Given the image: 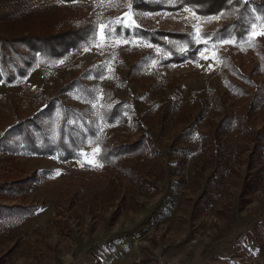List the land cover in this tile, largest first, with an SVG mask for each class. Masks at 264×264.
I'll return each mask as SVG.
<instances>
[{
  "label": "rangeland",
  "instance_id": "rangeland-1",
  "mask_svg": "<svg viewBox=\"0 0 264 264\" xmlns=\"http://www.w3.org/2000/svg\"><path fill=\"white\" fill-rule=\"evenodd\" d=\"M254 3L244 40L215 41L209 32L232 20L189 6L0 0V40L10 45L0 43V183L33 178L0 205L34 212L4 215L2 264H264V14ZM88 24L95 38L60 58L14 42ZM135 28L186 33L196 53L180 43L175 61ZM118 104L122 117L109 119ZM65 109L96 122L91 135L68 117L87 136L75 158L33 152L22 135L6 141L32 119V137L56 141ZM142 138V153L104 157L107 141Z\"/></svg>",
  "mask_w": 264,
  "mask_h": 264
},
{
  "label": "trees",
  "instance_id": "trees-1",
  "mask_svg": "<svg viewBox=\"0 0 264 264\" xmlns=\"http://www.w3.org/2000/svg\"><path fill=\"white\" fill-rule=\"evenodd\" d=\"M66 3H72L76 0H62ZM91 1H99V0H91ZM162 1L156 2L154 0H134V8L139 11H149L155 12L161 9H181L184 6L191 7L196 14L201 16H218L220 18H226L227 20H232L224 26L219 27L217 30L209 32L212 35V38L215 41L220 39H225V37H229L228 35L234 36L237 40H244L247 34L249 33L250 25L253 22L254 14L252 13V9L249 3H254L252 0H181L178 5L172 8H167L164 6ZM256 6L257 12L260 14H264V4L254 3ZM264 17V15H263ZM119 31L123 30L121 27L116 28ZM97 28L92 24H88L85 26H79L76 28H70L67 30L60 31L54 35H32L17 38L14 42L18 45H23V47H27L29 50L37 52L42 51L44 53L45 49H48L45 54L54 55L55 57H63L66 53H68L71 49L78 50L79 48L87 45L90 41L95 38ZM134 31L141 35L142 37L148 39L154 44L163 45L167 50H169L173 55V60L183 59L185 55H193L196 53V49L193 47V43L190 40V36L186 33H167L165 31L160 30H147L141 28H135ZM124 32L129 34L131 32L130 28H125ZM121 33V32H120ZM169 36L172 39L173 44L167 45L164 42V37ZM8 42V41H7ZM4 40H0L2 44L3 50H6L9 43ZM7 43V44H6ZM182 45H189L190 51H188L185 55H181V51L179 50ZM6 44V45H5ZM192 45V46H191ZM15 53L18 54V48H11ZM181 55V56H180ZM1 80V77H0ZM72 85V84H71ZM70 87H67V90ZM64 90V91H65ZM50 105V107H49ZM55 104L53 103V106ZM124 108V104L115 105L109 114V119L114 117H122V111ZM46 109V110H45ZM44 111L42 110L41 116L43 115L44 119H50L51 114L53 113L51 110V104L48 103L46 105ZM64 113V121L65 124L60 128V136L56 141L47 140L44 138L42 141L36 140L32 137V134L29 130V127H33L34 130H39L40 126H36L35 120H30L26 124H21L16 129H11L5 138L6 141L8 139H12L14 137L18 138L20 135L24 136L25 146L31 149L33 152L47 154V153H58L63 159L75 158L77 153L82 148L86 141V134L81 133L82 131L76 129V127L70 126L68 124V117L72 116V112L69 109L63 110ZM80 116V118H79ZM75 119H81L85 122L86 126L91 129V135H95L96 131L94 130L95 120L87 121L83 118V116L73 115ZM78 117V118H77ZM123 119V118H122ZM125 119V118H124ZM123 119V120H124ZM51 123L46 122L45 126H41L42 129L47 127V125ZM30 125V126H29ZM38 125V124H37ZM68 125V126H67ZM39 128V129H38ZM15 132V133H14ZM16 134L17 136H15ZM17 140V139H16ZM146 139L142 138L135 144H115L111 141H107V143L103 144L102 152L104 157L110 161L111 157H119L121 159L125 155L130 154H140L145 150ZM4 141V139H3ZM21 141L20 137L17 140V144ZM145 141V142H144ZM3 143V142H2ZM21 143V142H20ZM8 151L13 153V147L9 146ZM112 159V158H111ZM122 160V159H121ZM120 160V161H121ZM33 181V178H23V179H15L7 183V181H3L0 183V198L6 197V194L9 195L15 189L14 186L25 185V183H29ZM31 208L22 207V206H5L0 205V231L6 229L4 215L12 216L13 218L16 215H20L21 213L25 214V216H31L34 212H30ZM254 238L256 235H252ZM252 237V239H253ZM255 243H258L254 240ZM8 262L6 258L0 259V264Z\"/></svg>",
  "mask_w": 264,
  "mask_h": 264
},
{
  "label": "snow or ice",
  "instance_id": "snow-or-ice-1",
  "mask_svg": "<svg viewBox=\"0 0 264 264\" xmlns=\"http://www.w3.org/2000/svg\"><path fill=\"white\" fill-rule=\"evenodd\" d=\"M119 22H121L122 23V21H119ZM255 34V33H254ZM261 35H264V33H260ZM99 153V149L97 148V149H95L94 150V152H93V155H96V154H98ZM90 163H93V161H89ZM95 166H99V165H95Z\"/></svg>",
  "mask_w": 264,
  "mask_h": 264
}]
</instances>
